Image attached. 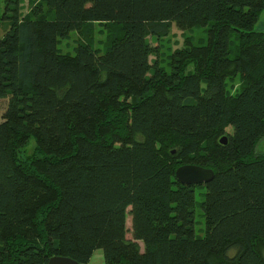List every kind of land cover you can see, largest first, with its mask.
<instances>
[{
	"label": "trees",
	"instance_id": "trees-1",
	"mask_svg": "<svg viewBox=\"0 0 264 264\" xmlns=\"http://www.w3.org/2000/svg\"><path fill=\"white\" fill-rule=\"evenodd\" d=\"M28 1L0 9V264H89L98 249L106 264H264V0ZM96 23L124 28L102 51L61 53ZM173 26L205 28L206 43L153 67L149 40ZM184 165L214 179L183 185Z\"/></svg>",
	"mask_w": 264,
	"mask_h": 264
},
{
	"label": "rangeland",
	"instance_id": "rangeland-1",
	"mask_svg": "<svg viewBox=\"0 0 264 264\" xmlns=\"http://www.w3.org/2000/svg\"><path fill=\"white\" fill-rule=\"evenodd\" d=\"M7 0H0V9L1 11L4 10L5 2ZM21 10V14H26L30 11L29 1L28 0H20L19 4ZM8 25L3 24L1 29V35L4 34L6 31ZM122 24H107V23H96V24H85L84 28L82 29L81 33L73 32L69 34L66 38H62L59 40L60 43V50L62 51V54H70L74 55L76 53L77 47L81 43L90 42L93 43L99 50L102 51L103 45L111 39V36L113 33L122 31L123 30ZM257 30L264 31V10L261 14V17L259 19V22L256 26ZM207 40V31L205 28L196 27L191 30L182 31L179 30L176 26H173L171 33L169 36L162 40H158L155 38H150V44L153 49H155L151 53L150 61L152 63V66L154 67L157 64L162 66L164 69H169L170 66L174 62V59L178 56H180L183 52H185L189 47L188 44L193 45H199L201 43H206ZM238 39H234L233 41V50L234 53L236 52L237 45H238ZM189 70L193 69V66L190 65ZM152 72V70H151ZM243 85L242 80L239 76L229 79L226 84L227 92L229 95H237ZM3 106L6 104V100L2 101ZM128 103H131V100H129ZM128 105V104H127ZM126 114V113H125ZM126 116V115H125ZM121 124H126L127 121L129 123V119L127 117L122 118ZM233 128L232 126H226L224 128V134H221L219 137V140L225 138L228 133H232ZM159 145L162 147L161 150L168 151L171 147V140L169 137L161 138L159 140ZM258 151L261 154H264V140L259 144ZM40 152L37 149L36 141L35 139H31L29 145L26 147L24 151L20 154V160L21 163L26 167L29 168L31 165V161L36 158L40 157ZM200 202L201 200H197L196 204V232L200 236L205 235V220L203 216V212L200 208ZM128 228L131 230V219L128 217ZM129 230L128 237L132 238V234ZM142 249L144 250V245L141 242L140 243ZM260 250H263L264 254V246L260 245ZM231 255L235 254L234 250L230 251ZM89 264H106L103 250L98 249L95 250L90 263Z\"/></svg>",
	"mask_w": 264,
	"mask_h": 264
},
{
	"label": "water",
	"instance_id": "water-1",
	"mask_svg": "<svg viewBox=\"0 0 264 264\" xmlns=\"http://www.w3.org/2000/svg\"><path fill=\"white\" fill-rule=\"evenodd\" d=\"M226 138L221 141L226 143ZM215 173L212 169L204 168L197 165H184L176 171V177L183 185H204L214 179ZM48 264H79L75 260L67 257L54 256Z\"/></svg>",
	"mask_w": 264,
	"mask_h": 264
},
{
	"label": "crops",
	"instance_id": "crops-1",
	"mask_svg": "<svg viewBox=\"0 0 264 264\" xmlns=\"http://www.w3.org/2000/svg\"><path fill=\"white\" fill-rule=\"evenodd\" d=\"M90 263V262H89Z\"/></svg>",
	"mask_w": 264,
	"mask_h": 264
}]
</instances>
